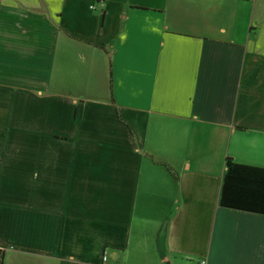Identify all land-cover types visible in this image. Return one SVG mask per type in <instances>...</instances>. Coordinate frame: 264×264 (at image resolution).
Masks as SVG:
<instances>
[{
  "label": "crops",
  "instance_id": "crops-1",
  "mask_svg": "<svg viewBox=\"0 0 264 264\" xmlns=\"http://www.w3.org/2000/svg\"><path fill=\"white\" fill-rule=\"evenodd\" d=\"M226 157L264 168V0H0L1 264H264Z\"/></svg>",
  "mask_w": 264,
  "mask_h": 264
},
{
  "label": "trees",
  "instance_id": "trees-1",
  "mask_svg": "<svg viewBox=\"0 0 264 264\" xmlns=\"http://www.w3.org/2000/svg\"><path fill=\"white\" fill-rule=\"evenodd\" d=\"M224 168L219 205L264 215V168L238 163L230 157L225 158Z\"/></svg>",
  "mask_w": 264,
  "mask_h": 264
},
{
  "label": "built area",
  "instance_id": "built-area-1",
  "mask_svg": "<svg viewBox=\"0 0 264 264\" xmlns=\"http://www.w3.org/2000/svg\"><path fill=\"white\" fill-rule=\"evenodd\" d=\"M3 249H0V252L2 251ZM3 256V255H2ZM103 259L105 260V257L103 256ZM2 263V257L0 255V264ZM198 264H207V261L205 258H201L198 262Z\"/></svg>",
  "mask_w": 264,
  "mask_h": 264
}]
</instances>
